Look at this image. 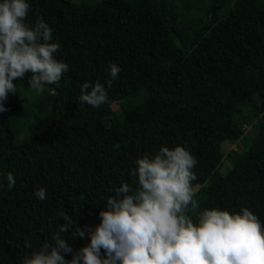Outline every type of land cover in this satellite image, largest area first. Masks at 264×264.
Segmentation results:
<instances>
[{"label":"trees","instance_id":"trees-1","mask_svg":"<svg viewBox=\"0 0 264 264\" xmlns=\"http://www.w3.org/2000/svg\"><path fill=\"white\" fill-rule=\"evenodd\" d=\"M27 2L25 22L43 18L68 70L39 95L26 74L3 102L0 264H22L66 218L75 225L62 237L78 251L88 240L72 239L75 227L99 224L114 188H135V161L161 147L197 160L194 223L196 211L247 208L264 226V0ZM85 82H99L107 102L81 104ZM226 142L238 148L232 157Z\"/></svg>","mask_w":264,"mask_h":264},{"label":"clouds","instance_id":"clouds-1","mask_svg":"<svg viewBox=\"0 0 264 264\" xmlns=\"http://www.w3.org/2000/svg\"><path fill=\"white\" fill-rule=\"evenodd\" d=\"M29 10L27 0H0V114L8 111L3 105L8 94L17 92L13 81L30 74L28 84L39 95L68 70L55 58L60 45L51 42L52 29L43 18L33 25L25 22ZM120 71L115 63L109 65L111 79ZM78 100L98 108L108 96L99 82H85ZM196 164L191 152L179 145L138 158L130 170L135 188L121 183L99 211V224L72 232V239L87 238V244L73 253L62 234L75 222L66 218L53 242L26 254L22 264H264V226L247 208L239 214L217 208L196 211L193 222L189 207L198 209L192 186ZM14 186L9 173L7 188ZM34 195L46 199L43 188ZM25 247L32 248L31 242Z\"/></svg>","mask_w":264,"mask_h":264},{"label":"rangeland","instance_id":"rangeland-1","mask_svg":"<svg viewBox=\"0 0 264 264\" xmlns=\"http://www.w3.org/2000/svg\"><path fill=\"white\" fill-rule=\"evenodd\" d=\"M76 1H80V0H76ZM115 107H116V105H113V108H115ZM246 127H247L246 129H249V126H246ZM242 142H243V140L241 139L239 141L240 146H242ZM235 150H238V148H237L236 144H234V143L226 142L223 145V151L229 157H232L233 156V151H235ZM192 186H193V191H195L198 188V185L197 184H194Z\"/></svg>","mask_w":264,"mask_h":264}]
</instances>
